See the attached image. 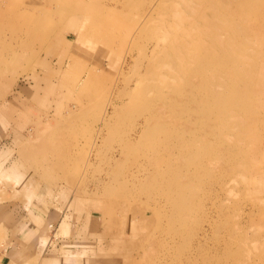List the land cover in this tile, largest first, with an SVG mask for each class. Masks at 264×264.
Masks as SVG:
<instances>
[{
    "label": "rangeland",
    "instance_id": "obj_1",
    "mask_svg": "<svg viewBox=\"0 0 264 264\" xmlns=\"http://www.w3.org/2000/svg\"><path fill=\"white\" fill-rule=\"evenodd\" d=\"M0 264H264V0H0Z\"/></svg>",
    "mask_w": 264,
    "mask_h": 264
},
{
    "label": "crops",
    "instance_id": "obj_2",
    "mask_svg": "<svg viewBox=\"0 0 264 264\" xmlns=\"http://www.w3.org/2000/svg\"><path fill=\"white\" fill-rule=\"evenodd\" d=\"M5 139L7 138V137H4ZM7 139H9V138H7ZM6 139V140H7ZM7 144H10V143H7ZM7 144H3V145H5V146H7L8 147V145ZM1 149H3V147L1 146ZM14 174V173H13ZM12 180L10 181L11 182V184H12V186H13V188L15 187V189L16 190H18V191H20L21 190V187L20 186H18V184H19V179L16 177V176H13L12 175V178H11ZM15 190V191H16ZM13 192V191H12ZM32 206V205H31ZM32 208H35V207H33L32 206ZM33 210V209H32ZM29 212H30V210H29ZM20 214V212H14V214ZM33 215H35V212L33 213ZM34 228H32V229H30V227H28V234H30V232L33 230ZM30 238H31V236H30ZM22 239V238H21ZM28 239H29V237H28ZM31 244H32V246H34L35 247V243H33V242H31ZM10 247H8L7 249H9Z\"/></svg>",
    "mask_w": 264,
    "mask_h": 264
},
{
    "label": "bare ground",
    "instance_id": "obj_3",
    "mask_svg": "<svg viewBox=\"0 0 264 264\" xmlns=\"http://www.w3.org/2000/svg\"><path fill=\"white\" fill-rule=\"evenodd\" d=\"M28 192V191H27ZM30 192V191H29ZM124 223V222H123ZM121 224H122V222H121ZM111 226H113V225H111ZM5 234V233H4ZM45 242H46V239H44L43 240V243L45 244Z\"/></svg>",
    "mask_w": 264,
    "mask_h": 264
}]
</instances>
